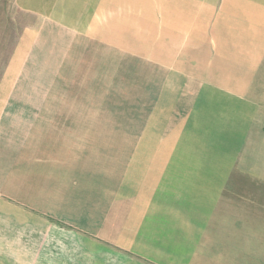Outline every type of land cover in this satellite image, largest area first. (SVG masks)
Wrapping results in <instances>:
<instances>
[{
	"label": "crops",
	"instance_id": "0c3cea01",
	"mask_svg": "<svg viewBox=\"0 0 264 264\" xmlns=\"http://www.w3.org/2000/svg\"><path fill=\"white\" fill-rule=\"evenodd\" d=\"M111 4L0 0L5 30L22 23L0 75V264H264V0H153L164 34L150 50L124 40L121 22L112 40ZM52 35L149 53L167 71L142 99L150 104L134 155L166 180L136 188L133 236L127 176H79L77 165L40 154L62 137L94 148L79 128L95 126L96 110L19 107L22 72ZM36 157L38 171L27 162Z\"/></svg>",
	"mask_w": 264,
	"mask_h": 264
},
{
	"label": "rangeland",
	"instance_id": "374dc122",
	"mask_svg": "<svg viewBox=\"0 0 264 264\" xmlns=\"http://www.w3.org/2000/svg\"><path fill=\"white\" fill-rule=\"evenodd\" d=\"M120 1L126 2V13L121 11L124 4H120ZM151 1L153 0H111L112 40L120 39L117 32L121 22L126 27L127 34L131 35L123 37L124 40L130 44L133 41V46L137 44L140 50H150L152 41L157 42L160 35L164 34L154 29L161 25V19H156ZM6 4L5 2L2 7L5 8V16H9V4ZM3 17L4 14L0 13L1 43L3 38L0 47L3 50L0 53V75L22 29V23L19 22L10 26L11 30H5L7 25ZM6 22L12 23L11 20ZM50 32L54 33L53 30ZM148 54L138 52L136 55L125 51L119 44L112 43L108 46L106 42L100 43L93 37L63 35L60 38L52 35L42 40L31 55L16 90L20 94L19 101L22 98V105L19 106L21 109L60 107L96 110L93 118L95 126L79 128L80 136L82 131L87 130L89 137L92 132L96 138L94 148L67 147L77 145L65 142L62 137L59 149L44 147L40 154H57L63 164L77 165L83 170L79 176H127L128 235L132 236L136 218V188L140 187L142 181L150 188L152 182L166 180V176H151V160L147 166H143L137 164L134 157L136 137L144 122L148 109L146 105L150 104V94L156 92L159 78L167 76V71L153 64L147 57ZM73 94L77 97L88 96L89 101L71 99ZM144 98L149 100H142ZM100 134L104 135L103 140H100ZM69 135L75 137L77 134ZM88 144H91L90 141ZM27 162L30 163L29 168L38 171L39 166L34 165L35 162H40L38 157ZM45 164L50 162L43 161V165ZM112 201L114 202L113 198Z\"/></svg>",
	"mask_w": 264,
	"mask_h": 264
}]
</instances>
